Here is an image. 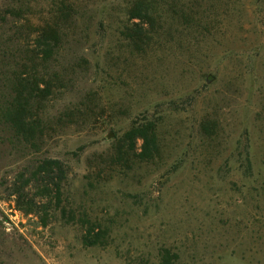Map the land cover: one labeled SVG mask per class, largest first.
<instances>
[{
	"label": "rangeland",
	"instance_id": "1",
	"mask_svg": "<svg viewBox=\"0 0 264 264\" xmlns=\"http://www.w3.org/2000/svg\"><path fill=\"white\" fill-rule=\"evenodd\" d=\"M19 72L51 93L0 124V264H264V0H0Z\"/></svg>",
	"mask_w": 264,
	"mask_h": 264
},
{
	"label": "trees",
	"instance_id": "2",
	"mask_svg": "<svg viewBox=\"0 0 264 264\" xmlns=\"http://www.w3.org/2000/svg\"><path fill=\"white\" fill-rule=\"evenodd\" d=\"M151 10V3L140 2L132 11L131 18L142 21L149 19ZM37 48L44 57H48L55 49V45L50 44V40L45 36L37 41ZM43 82L37 74L29 75L23 72L13 75V79H10V76L4 79L3 87L0 89V124L8 128L14 138L30 142L42 136V119L38 106L51 93L48 84L44 89L42 88ZM133 134L137 139L144 140V147L154 144L151 129H136ZM54 165L57 168L59 166L57 163ZM47 167L50 168V166ZM86 242L93 246L99 244L100 239L86 237ZM177 258L176 255L165 252L162 255L161 264H175Z\"/></svg>",
	"mask_w": 264,
	"mask_h": 264
},
{
	"label": "water",
	"instance_id": "3",
	"mask_svg": "<svg viewBox=\"0 0 264 264\" xmlns=\"http://www.w3.org/2000/svg\"><path fill=\"white\" fill-rule=\"evenodd\" d=\"M108 138H112V136L110 135Z\"/></svg>",
	"mask_w": 264,
	"mask_h": 264
}]
</instances>
